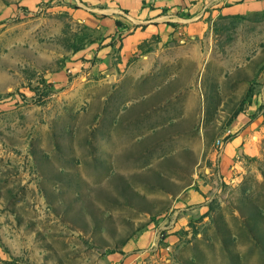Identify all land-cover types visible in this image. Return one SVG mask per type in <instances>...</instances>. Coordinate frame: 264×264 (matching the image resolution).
I'll return each instance as SVG.
<instances>
[{"label":"rangeland","instance_id":"374dc122","mask_svg":"<svg viewBox=\"0 0 264 264\" xmlns=\"http://www.w3.org/2000/svg\"><path fill=\"white\" fill-rule=\"evenodd\" d=\"M136 1L0 0V264H264V0Z\"/></svg>","mask_w":264,"mask_h":264},{"label":"crops","instance_id":"0c3cea01","mask_svg":"<svg viewBox=\"0 0 264 264\" xmlns=\"http://www.w3.org/2000/svg\"><path fill=\"white\" fill-rule=\"evenodd\" d=\"M122 1L130 10H136L138 8V2L136 0H120ZM253 145L249 141V137L243 133L242 136L233 140L229 145H227L226 153L236 149L239 154H242V151L245 155H252L254 153Z\"/></svg>","mask_w":264,"mask_h":264}]
</instances>
